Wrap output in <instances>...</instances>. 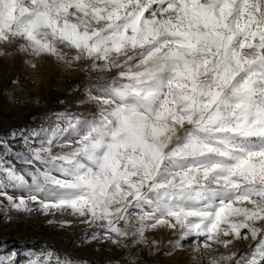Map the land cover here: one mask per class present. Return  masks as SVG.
<instances>
[{
    "label": "snow or ice",
    "instance_id": "obj_1",
    "mask_svg": "<svg viewBox=\"0 0 264 264\" xmlns=\"http://www.w3.org/2000/svg\"><path fill=\"white\" fill-rule=\"evenodd\" d=\"M16 40L119 71L90 97L95 118L66 116L20 154L29 168L0 163L12 207L71 208L114 243L160 225L207 240L247 229L260 241L246 264L264 262V0H0V44Z\"/></svg>",
    "mask_w": 264,
    "mask_h": 264
},
{
    "label": "rangeland",
    "instance_id": "obj_2",
    "mask_svg": "<svg viewBox=\"0 0 264 264\" xmlns=\"http://www.w3.org/2000/svg\"><path fill=\"white\" fill-rule=\"evenodd\" d=\"M23 43L0 44V163L7 161L17 169L31 167L20 154L39 147L50 129L64 126L66 116L95 118L99 106L90 97L100 95L98 86L111 81L119 71L94 68L91 58L73 60L77 50L63 44L58 45L64 54L59 59L51 54L36 56L21 49ZM31 111L37 114L36 120L22 126L20 122ZM3 191L14 198L27 196L10 187ZM28 208L17 210L0 195L3 264H212L231 253L237 254L234 260L246 264L260 241L259 235L253 237L247 229L241 230L240 238L220 235L207 240L197 234L182 238L178 229L160 225L146 229L143 241L130 236L114 243V234L105 238L101 224L82 223L85 217L71 208L45 210L38 201H29ZM135 218L133 215L132 220ZM256 227L264 228V223L257 222ZM225 239L231 241L227 247L218 242Z\"/></svg>",
    "mask_w": 264,
    "mask_h": 264
},
{
    "label": "trees",
    "instance_id": "obj_3",
    "mask_svg": "<svg viewBox=\"0 0 264 264\" xmlns=\"http://www.w3.org/2000/svg\"><path fill=\"white\" fill-rule=\"evenodd\" d=\"M37 114L35 112L31 111L25 115L23 120L20 122L22 126H25L29 123H32V121L36 120Z\"/></svg>",
    "mask_w": 264,
    "mask_h": 264
}]
</instances>
